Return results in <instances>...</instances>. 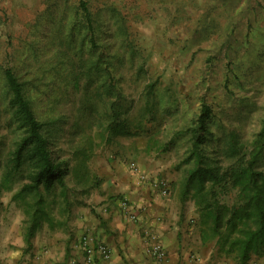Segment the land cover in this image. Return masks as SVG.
Here are the masks:
<instances>
[{
  "label": "rangeland",
  "instance_id": "rangeland-1",
  "mask_svg": "<svg viewBox=\"0 0 264 264\" xmlns=\"http://www.w3.org/2000/svg\"><path fill=\"white\" fill-rule=\"evenodd\" d=\"M184 2L190 3L189 11L195 9L189 18L179 13L174 18V10L179 9L178 0L167 6L171 11L160 9L159 2L154 7L155 12L146 10L142 14L137 21L138 29L134 30L137 34L133 36L143 49L141 56L132 55L130 48L124 46L112 21L107 30L102 31V43L111 44L108 52L117 56L111 58V69L120 79V89L135 101L129 116L136 114L144 89L153 83L156 116L161 120L160 141H167L173 130L190 125L203 96L211 112L209 137L211 141L218 140L221 152L231 132L239 142L251 141L252 144L264 121V0ZM144 4L143 0L141 11ZM60 5L61 0H0V174L19 134L8 108V94L2 79L4 67H14L21 81L32 83L28 90L30 105L39 122L49 123L45 137L52 157L68 164L73 149L80 142L75 126L80 125L78 130L85 127L95 136L100 134L98 131L104 123L100 127L103 114L106 117L107 102L103 94L97 96V84L86 85L84 92L95 97L86 101L82 98L83 80L74 87L64 64H56L54 53L58 47L54 33L61 26L52 19L60 13ZM212 7H215L212 16L199 19L197 14L201 10ZM198 24L206 29L199 43V33L194 34L200 28ZM146 141L145 135L114 136L106 141L97 138L89 169L100 179L99 188L86 198L70 194L73 204L66 225L57 230L42 225L29 245L24 239V214L11 200L22 181L14 183L12 192L0 191V264H30L28 260H33L36 245L57 246L65 236L73 235L77 215L81 209H89L94 195L119 200L133 212L135 202L130 196L138 194L152 200L151 193L164 203L168 201L172 214L175 213L186 228L188 235L180 243L188 249L186 255L190 264H237L219 253L213 243L201 245L195 227V209L191 202L182 203L177 197L187 170L181 164L183 150L176 146L163 154L148 152ZM259 169L264 172V151ZM156 180L167 185L165 196L152 187ZM126 185L137 189L128 195ZM80 199L83 203L76 205L74 201ZM120 211L127 218L121 208ZM136 221L135 218L132 222ZM57 234L62 238L55 240ZM10 251L14 257L8 259L5 255ZM62 252L65 257L68 255V249ZM25 255L27 260L23 259ZM245 264H264V256L251 254Z\"/></svg>",
  "mask_w": 264,
  "mask_h": 264
},
{
  "label": "trees",
  "instance_id": "trees-1",
  "mask_svg": "<svg viewBox=\"0 0 264 264\" xmlns=\"http://www.w3.org/2000/svg\"><path fill=\"white\" fill-rule=\"evenodd\" d=\"M142 1L61 0L60 13L52 19L61 26L54 33L58 47L54 53L56 64H64L74 87L83 80L84 100L95 98L84 92L86 85L97 84V96L103 94L107 102L100 134L93 136L85 127L78 130L80 125L75 126L80 142L73 149L68 164L52 157L48 149L45 131L49 123L39 122L30 105L28 90L32 83L21 81L12 66L2 69L8 108L19 134L1 167L0 191L12 192L14 183L22 181L11 200L24 214V239L29 245L42 225L49 230L66 225L73 204L70 194L86 198L99 188L100 179L89 169L97 138L106 141L114 136L145 135L148 152L163 154L176 146L183 150L181 164L187 170L177 197L182 203H192L201 245L213 243L219 253L237 264H245L251 254L264 256V172L259 169L264 151V121L252 144L251 141L239 142L231 132L221 152L218 140H210L211 112L201 96L199 111L190 125L173 130L167 141H160L161 120L156 116L153 83L144 89L136 114L129 116L135 101L120 89V79L111 69V58L117 56L108 52L111 44L102 43L101 34L112 21L124 46L130 48L132 55L141 56L143 49L134 38L137 21L146 10L155 12L154 7L159 2L160 9L171 11L167 6L173 0H144L145 7L141 11ZM178 1L179 9H173L174 18L178 13L188 18L193 15L195 9L189 11L190 3ZM214 12L215 7L206 8L197 16L207 18ZM198 26L194 33H199L197 43L206 30L205 26ZM80 200L74 201L76 205L83 203V199Z\"/></svg>",
  "mask_w": 264,
  "mask_h": 264
},
{
  "label": "crops",
  "instance_id": "crops-1",
  "mask_svg": "<svg viewBox=\"0 0 264 264\" xmlns=\"http://www.w3.org/2000/svg\"><path fill=\"white\" fill-rule=\"evenodd\" d=\"M124 188L128 195L133 194L137 189H130L129 185ZM151 196L152 200L143 199L138 194L130 196V199L135 202L132 206L137 220L135 223L121 214L119 200L109 199L106 195H94L91 198L92 203L89 209H81L77 215L73 223V235L65 236V239L57 246H52L53 244L47 247L44 246L46 244L36 245L33 260H28V262L30 264H85L79 242L81 236L86 234L105 244L110 252L107 260L95 257L93 264H149L144 234L150 232L160 240L165 248L168 264L192 263L187 259L188 249L180 243L188 235L180 218L175 216V213L172 214L168 201L164 203L153 193ZM59 238H62L61 234L54 237L55 240ZM65 249H68L66 257L62 252ZM11 253L12 251L5 257L8 259L14 257ZM27 258L26 255L23 257L25 260Z\"/></svg>",
  "mask_w": 264,
  "mask_h": 264
},
{
  "label": "built area",
  "instance_id": "built-area-1",
  "mask_svg": "<svg viewBox=\"0 0 264 264\" xmlns=\"http://www.w3.org/2000/svg\"><path fill=\"white\" fill-rule=\"evenodd\" d=\"M131 167L134 168V165L132 164ZM152 187L155 188L162 196L167 194V185L162 180L154 181L152 183ZM120 207L129 220H135V214L127 208L125 203H121ZM144 238L146 253L150 261L149 264H168L167 253L160 240L150 232H146L144 234ZM79 247L83 253L85 264H93L95 257L107 260L110 256L107 246L100 241H97L91 235H82Z\"/></svg>",
  "mask_w": 264,
  "mask_h": 264
}]
</instances>
